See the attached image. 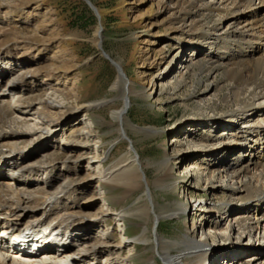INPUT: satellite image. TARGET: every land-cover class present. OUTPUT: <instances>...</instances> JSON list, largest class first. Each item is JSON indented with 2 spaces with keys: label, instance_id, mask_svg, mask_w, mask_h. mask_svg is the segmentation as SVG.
I'll list each match as a JSON object with an SVG mask.
<instances>
[{
  "label": "bare ground",
  "instance_id": "1",
  "mask_svg": "<svg viewBox=\"0 0 264 264\" xmlns=\"http://www.w3.org/2000/svg\"><path fill=\"white\" fill-rule=\"evenodd\" d=\"M48 1L0 0V62L21 64L17 77L3 87V75L0 74V97L5 92L16 94L13 100H0V172H7L0 177V264H96L97 261L89 256H97L109 238L106 229L95 236L82 234L80 223L84 221L80 220V204L75 198L80 185L70 175H65L52 192L27 187L29 178L38 172L51 174L56 160L69 161L75 153L87 151V142L91 140L90 119L77 118L71 126L74 136L67 138L68 145L34 161L25 162L24 153H21L28 142L24 137L29 135L27 131L13 130V135L24 138L20 139L21 146H17L20 155L14 157L11 152L1 150V141L9 136L7 127H10L11 114L16 111H33L49 134L59 128L70 113L86 112L98 104H66L47 91L52 81L64 80L62 87L51 90L59 92L64 99L83 102L79 81L69 78V70L76 64L72 62L70 69H63L64 52L45 63H41L42 57L37 58L53 41L61 43L66 39L72 42L66 37L68 29L56 10L48 8L46 22H36L31 35H21L15 25L9 26L16 19L18 23L24 18L30 20V11L44 7ZM130 2L121 0L119 9L131 8ZM263 4L264 0H151L148 14L144 12L132 18L136 25L151 28L156 16L167 13L161 22L166 24L174 50L161 49L160 57L141 58L145 65L141 77L151 76L149 87L143 83L138 85L127 76L122 63H117L119 73L114 87L120 90L125 106L114 111L112 116L119 121L117 130L121 135L129 137L127 126L131 124L126 112L134 93L155 98L169 90L168 95L172 96L191 74L196 77L197 84L204 85L202 94H192L200 103L203 118L183 122L174 131L173 138L178 141L166 147V155L158 165L159 175L154 181L157 187L172 192L181 188V198L174 197L169 205L159 209L148 183V198L138 207L139 216L146 223L136 240L153 243L155 253L166 264H220L217 260L220 255L227 259V264H264V45L260 44L264 39ZM96 10L100 25L94 41L102 45L104 12L99 8ZM126 15L123 13L124 19L129 20ZM137 47L141 48L140 45ZM187 49L191 56L188 54L184 58ZM101 50L105 52L103 48ZM161 65L166 69L164 72H151L145 76L150 69ZM218 69L222 70V86L227 90L223 97L216 92L221 87L214 85L209 77L204 79L206 75H203ZM221 101L224 104L219 103ZM199 125H205L203 127L212 134L196 138L193 130ZM229 136L233 142H227ZM130 145L129 155L125 154L103 171L92 189V197L101 196L109 201L108 189L120 185L119 179L125 180L122 185L126 194L140 184L144 185L145 164L132 139ZM214 145L220 148L212 152L206 148ZM198 148V154L185 152ZM230 155L233 158H229ZM75 160L79 161V158ZM182 163L183 167H179ZM176 165L178 174H175ZM187 188L196 192L203 188L214 196L220 192L224 196L194 198ZM68 200L73 205L68 204ZM126 209L118 211L121 220L128 214ZM216 211L221 214L219 221L214 219ZM163 214L196 218L187 222L186 231L179 240L170 241L161 235L149 239L147 222L152 215L160 222ZM16 230L30 232L27 237L32 240L36 234H42L39 232L50 231L43 237L50 241L49 245L35 254L11 253L8 233ZM246 236L249 240H259L263 247L255 251L239 248ZM173 248H177L178 253H174ZM131 260L132 257L127 255L123 261L127 264Z\"/></svg>",
  "mask_w": 264,
  "mask_h": 264
},
{
  "label": "rangeland",
  "instance_id": "2",
  "mask_svg": "<svg viewBox=\"0 0 264 264\" xmlns=\"http://www.w3.org/2000/svg\"><path fill=\"white\" fill-rule=\"evenodd\" d=\"M120 1L49 0L47 5H45L46 7H39L37 10L30 11V20L24 18L18 23L15 22L17 21L16 19L9 25H15V30L21 35H31L30 32L33 30V25L36 22L45 21L46 10L48 8L56 10L68 29L66 30V37L71 39L72 42L66 39L61 43L53 41L48 44L47 49L42 50V53L37 58L39 56L42 57L44 60L41 63H45L50 58L64 52L63 69H70L72 62L76 64L75 68L69 70L71 72L69 78L79 81L83 102H78L74 98L64 99L59 92L51 90L62 87L65 83L63 82L64 80L52 81L48 86L50 90L48 89L47 91L53 92L54 96L52 97L57 101H62L66 104H89V102L98 104L96 106L93 105L86 112L70 113L60 123V127L52 130L49 134L47 129H44L39 124V120L33 111H16L11 114L10 127H7L9 128V136L1 141V145H3L1 150L5 153L11 152L14 157L20 155V150H18L17 146H21L20 139L24 138L13 135V130L27 131L29 135L24 137L28 142L21 153H24L25 162L34 161L37 157H45L46 154L52 151L59 152L61 151L59 148L68 145L67 138L74 136L71 126L77 118L90 119L92 121L91 140L87 142V151L75 153L69 161H64L62 158L56 160L54 163L55 169L51 174L40 171L29 178L31 181L27 184L28 189L37 190L44 188L52 192L65 179V175H70L71 179L79 181L80 188L76 192L75 198L80 204L82 218H79L84 221L80 223V227L83 229L82 234L87 233L90 236H95L104 229L108 230L109 234L107 245L102 246L97 256H89L91 260L97 261L96 264H106V262L107 264H114V262L116 264H126L123 260L126 259L127 255L132 257V260L127 264H166L155 253L153 243L136 240L143 233L146 223L139 216L138 207L145 203L146 198H148L146 193L148 183L153 190L157 207H160L159 209L169 205L174 197L181 198V188H177V190L172 192L157 187L154 181L159 175L158 165L166 155V147H170L178 141L177 138H173L175 135L174 131L177 130L178 126L183 125V122L203 118L202 111L199 110L200 103L197 97L192 94L194 92L202 94L204 85L197 84L196 77L191 74L175 95H168L169 90L168 92L165 90L166 92L164 91V93L155 98H147L137 93L131 95V105L127 107L126 112L131 125H128L127 129L129 137L135 142L136 148L145 164L146 181L144 179V185L140 184L136 189L126 194L124 191L125 187L122 185L125 180L119 179L122 182L120 185L108 189L109 201L103 200L101 196L92 197V189L97 185L103 171L125 154L129 155L131 147V139L119 133L117 130L119 121L112 116L114 111L120 110L125 106V99L121 96L120 90L114 87L119 73L117 63H122L126 69L127 76L132 78L134 82H137L138 85L143 83L149 87L152 83L151 76L147 78L141 77L145 68V65L141 63V58L152 59L155 56L160 57L161 49L174 50L170 44L166 24L161 22L167 13L156 16L155 20H153L155 25L147 28L145 25H136L137 22L132 18L144 12L148 14L151 0H137L134 2L131 0L129 3L131 8L126 6L122 10L119 9ZM95 7L104 12L105 26L103 27L104 37L101 41L102 45H98L94 41L95 33L100 25V18ZM263 9L264 7L262 6L261 10ZM123 13L127 14L126 18L129 20L124 19ZM129 16L131 18H128ZM260 44L264 45V39ZM139 45L142 49L137 47ZM100 46L106 54L102 52ZM188 49L185 50L184 58L191 56V51ZM177 64L180 63L178 62ZM20 65L14 64V61L13 63H8L6 60L0 62V74L3 75L2 87L7 81L17 77L20 72ZM165 70L163 65H161L160 68L150 69L145 76L151 72L160 73ZM203 75H206L204 79L209 77V79L211 78L210 80L214 81V85L221 87L216 92L219 97H223L227 90L222 86V70L218 69L212 74L206 71ZM15 95L5 92L0 97V100H13L16 98ZM219 103L224 104L222 101ZM203 126L205 125H199L193 130L196 138L201 136L205 138L207 134H212L209 129ZM230 139L229 136L227 138L228 143L233 142ZM206 148H209L212 152L220 148V146L214 145ZM198 150L200 149L186 150L185 152L194 155L199 153ZM12 156L9 158H12ZM76 158H79V161L75 160ZM229 158H233V155H230ZM183 163L179 167H183ZM177 167L178 165H176L175 174H178ZM6 173V170L1 171L0 175H2L0 177L3 178ZM18 175L21 176V173H18ZM23 177L27 179V177ZM186 190L194 198L198 196L216 199V197L224 196L221 192L214 196L210 191L203 188L197 190V192L188 188ZM68 204L73 205L71 200H68ZM122 209L128 211L125 220H121L118 216V211ZM220 215L216 211L214 219L219 221ZM195 218L192 215L176 217L163 214L160 222H157L152 215L146 224L148 226L146 235L149 239H155L157 235H161L170 241L179 240L186 231L187 222H191ZM238 247L255 251L263 246L259 240H249L246 236ZM234 249L238 248L235 247ZM173 252L178 253L177 248H173ZM154 254L155 259L153 260L152 256ZM217 260L220 264H227V259L222 255L218 256Z\"/></svg>",
  "mask_w": 264,
  "mask_h": 264
}]
</instances>
